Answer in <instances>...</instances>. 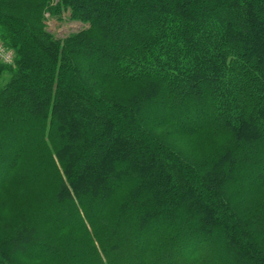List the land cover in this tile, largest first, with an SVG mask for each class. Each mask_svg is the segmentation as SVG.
I'll list each match as a JSON object with an SVG mask.
<instances>
[{"label": "trees", "instance_id": "1", "mask_svg": "<svg viewBox=\"0 0 264 264\" xmlns=\"http://www.w3.org/2000/svg\"><path fill=\"white\" fill-rule=\"evenodd\" d=\"M0 44V264H264V0H0Z\"/></svg>", "mask_w": 264, "mask_h": 264}, {"label": "rangeland", "instance_id": "2", "mask_svg": "<svg viewBox=\"0 0 264 264\" xmlns=\"http://www.w3.org/2000/svg\"><path fill=\"white\" fill-rule=\"evenodd\" d=\"M46 31L51 34L55 39H63L69 34L78 32L84 27L78 22H72L64 17V20L61 22L56 21L55 19L48 18L45 21Z\"/></svg>", "mask_w": 264, "mask_h": 264}, {"label": "built area", "instance_id": "3", "mask_svg": "<svg viewBox=\"0 0 264 264\" xmlns=\"http://www.w3.org/2000/svg\"><path fill=\"white\" fill-rule=\"evenodd\" d=\"M13 60V54L10 50H7L0 44V63L10 65Z\"/></svg>", "mask_w": 264, "mask_h": 264}]
</instances>
